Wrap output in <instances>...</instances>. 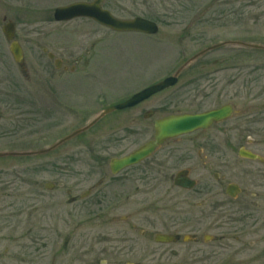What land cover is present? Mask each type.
Segmentation results:
<instances>
[{"label": "rangeland", "instance_id": "obj_1", "mask_svg": "<svg viewBox=\"0 0 264 264\" xmlns=\"http://www.w3.org/2000/svg\"><path fill=\"white\" fill-rule=\"evenodd\" d=\"M0 1L2 8L12 2ZM104 7L120 18L143 16L154 20L159 24V32L155 35L115 32L102 28L93 21L90 23V20H78L75 21L78 22L77 33L85 30L89 32L87 38H90L88 45L78 49V45L84 43L79 42L78 38L71 39V32H66L65 28H54L51 25L29 27L28 35L37 36V33L48 32L52 37H63V41L67 42L64 44L72 46L76 56L83 54L84 57L75 72L63 74L62 77L59 76L60 72L54 71V66L49 64L44 71L33 69L29 82L36 84L35 88L29 91L30 99L39 100L40 103L34 104L31 100L30 117L26 118L29 122L28 128L17 133L19 136L15 138L7 137L9 135L3 133L8 131L3 126L11 121L12 114L8 108L13 101L10 90L0 89V107L5 115V119L0 122V152L43 150L65 134L85 125L83 120L90 119L89 117L104 108L172 75L193 55L223 42L233 43L198 57L180 75L176 86L156 94L143 103L142 107H156L160 116L162 113L201 112L231 104L234 113L229 121L227 120L228 123L239 121L244 126V133L249 130L253 134L220 135L213 146L232 147L233 151H236L240 147L256 149L261 145L260 148L264 152V49L235 44L245 42L264 46V0H111L105 2ZM29 40H33L27 43L29 55L44 62L39 40L35 37H30ZM6 50V42L0 41V51ZM86 50L89 52L85 53ZM4 63L5 68L0 67V83L23 81L14 63L5 59ZM45 82L62 85V111L59 113L55 112V98L51 94L54 91L37 88L41 84L44 86ZM22 92L24 98H27V92ZM16 96L13 100L19 99L18 102L22 103L23 96ZM133 113H136V110L114 112L102 121L112 130ZM156 118L157 115L147 121L141 120L143 134L140 142L150 136L149 123ZM94 134L95 132H88L51 153L1 157L0 189L5 190L6 194L17 195L14 210L29 211L32 223L39 220L42 224L47 222L52 227L59 215L62 220L60 226L64 230L70 227L78 228L79 239L75 242L86 241V233L96 230L99 220L97 217L108 211L107 206L111 207L112 211L116 205L115 202H96L93 198H80L73 204L68 200L69 190H72V194L81 195L94 186L100 179L96 163L102 162V159L107 161L114 155L112 151L105 153V149L87 148ZM251 138L256 140V146L247 143ZM135 142L137 140H133L131 147L139 143L138 141L134 144ZM188 143L187 135L172 140L168 149L170 173L184 167L188 159L189 162L192 160L198 163V147L189 150ZM205 155L212 156L208 152ZM193 177L200 179L198 169L193 173ZM49 182L55 184L54 188H46ZM8 183L14 185L7 186ZM168 186L173 184H160L157 190H154V185L147 186L151 192L144 194L143 201H140L141 220L133 219L138 230L148 228L146 219L151 218L147 210L156 208V202L166 200H162L161 194ZM145 189L143 186V191ZM173 189L174 199L166 204H169V208L163 212V216L173 217L175 232H180L181 236L193 235L197 240L188 243L181 239L167 245L173 252V258L161 264H264V209L256 208L253 218H250L251 222L245 219L246 223L240 225L241 222L238 221L237 228L233 225L223 226L214 233L216 240L205 245L202 241L203 225L200 224V212L196 208V204H199V194L194 193L196 203L185 210L184 202L190 193L185 194L182 189L176 187ZM261 194L264 195V188ZM155 198L157 199L154 200ZM152 201L155 203L148 206ZM1 205L6 206L8 203ZM117 205L118 210L107 214L110 220L112 216H120L122 219L129 211V204ZM9 220L10 225L14 221H20L19 231L14 233L13 230H8L7 235L15 238L14 244L9 242L11 239L0 240L1 249L8 246L16 248L28 243L24 239L18 242L22 231L25 230L24 219L15 217ZM139 220L142 222L140 225ZM121 226L123 227L122 224L115 225L116 228ZM227 227L232 229H225ZM160 229L159 224L149 227L152 233ZM31 236H40L39 230H34ZM222 236L228 239L222 241L219 239ZM257 240L259 243L253 246ZM142 241L149 240L147 238Z\"/></svg>", "mask_w": 264, "mask_h": 264}, {"label": "flooded vegetation", "instance_id": "obj_2", "mask_svg": "<svg viewBox=\"0 0 264 264\" xmlns=\"http://www.w3.org/2000/svg\"><path fill=\"white\" fill-rule=\"evenodd\" d=\"M92 1L12 0L5 8H2V2L0 1V41L4 40L8 48L5 52L0 51V67L5 68L4 59L7 62L14 63L19 75L23 79V81L9 82L8 84L0 83V89L5 88L10 90L9 92H11L13 101L8 108L10 114H12L10 115L11 121L3 126V128L8 129V131H3L4 135H9L7 137L15 138L19 136L16 135L17 133H21L26 127L28 128L29 122L26 118L30 117L31 100L34 104L36 102L40 103L39 100L30 99L29 91L35 88L34 84H36L29 82L33 69L36 70L39 68L44 71L46 65L49 64L50 66H54V71L60 72L59 76L62 77L63 74L75 72L78 69L79 62L84 57L82 56L83 54L76 56L77 54L72 50V46L66 45L67 42L63 41V37L59 35L52 37L50 35L51 33L48 32L37 33V36H35L36 34L28 35L30 32L29 27L37 26L39 28L44 25H51L54 28H65L66 32H71V39L78 38L79 42L84 43L78 45V49L84 48L85 44H89L90 38H87L89 32L83 30L77 33L76 27H78V22L75 21L90 20V23L92 21L93 23L96 22L87 17L59 21L55 18V11L60 7H66L74 3H89ZM135 17H131V19ZM7 24L14 32L12 40L8 39L4 33V27ZM96 24L102 28H107L98 23ZM30 37H35L39 40V46L43 54L41 58H44V62L41 60L37 61L36 58L29 55L27 43L33 41L29 40ZM14 42L18 43L17 47H19L20 54L22 55L20 62L16 61L13 53L10 51V46ZM88 52L89 50L85 51V53ZM44 86L41 84L37 88L40 87L43 90L54 91L51 94L55 98V112H61L62 103L60 101L63 91L61 83L54 85L45 82ZM24 90L27 92V98H24L22 92ZM16 95L23 96L22 103L18 102L19 99L13 100ZM132 95L120 102L126 101ZM151 98L123 110L124 112L127 110H136V113L129 115L127 119L125 117L116 128L109 130L108 126L104 125L102 120L109 116L108 114L97 120L88 130L54 149L57 150L63 145L85 136L88 132H95L87 148L97 147L105 149V153L112 151L114 154L109 160L105 161V159H102V162L96 163V169L98 170L100 179H98L94 186L81 195L72 194V190L68 191L70 204L78 202L80 198H93L96 202L108 201V204L111 202L116 203L114 207L112 206V211L110 209L111 207L107 206L108 211H104L97 217L99 220L96 230H90L86 233V241L75 242L79 239V234L77 233L78 228L70 227L64 230L60 226L62 220L59 215L56 217L57 221L53 223V227L48 225L47 222L42 224L39 220L37 223H32L29 211L14 210L17 195L11 194V196L10 194H6L5 190L0 189V240L9 241L11 239L9 242L14 244L15 238L7 235V231L13 230L14 233L19 231L20 221L18 223L14 221L10 225L11 222L9 220L17 217V219H24L23 224L25 225V230L22 231L18 242L20 243L21 239L28 241L27 244L24 245L23 243L16 248H10L9 246L4 249L0 248V264H161L168 262L173 258V252L167 245L176 243L181 239L188 243H194L197 240L193 235L186 234L181 236L179 234L180 232H175L172 223L173 217L165 218L163 216L165 214L163 212L169 208V204H166L171 203L174 199L172 193L174 187L182 189L185 194L190 193L189 198L187 197L184 202L185 210L187 207H193L196 203L194 193L197 192L199 194V204H196V208L200 212V224L203 225L202 241L205 245L216 240L214 233L221 230L223 226L233 225L237 228L236 224L238 221L241 222L240 225L246 223L245 219L251 222L250 218H253L256 208L264 209V195L261 194L262 188H264V152L260 148L261 145H258L256 149L240 147L236 151H233L232 147L223 148L213 146L220 135L230 136L233 133V136L235 134L237 136H245L247 133L249 135L253 134L249 130L244 133L242 131L244 126L239 121L228 123L229 118L222 122L214 123L208 129L186 134L189 136L188 149L190 150L192 148L193 150V148L198 147L197 164L192 160L189 162L188 159L184 167L178 169L175 173H170L168 149L172 140L176 139L174 138L165 141L164 144L158 147L144 161L126 167L119 173L114 174L111 168V160L136 151L152 139L155 135L154 125L156 119L170 115L162 113L158 116L159 110L156 107L143 108L142 104ZM97 114L89 117L90 119L86 121L83 120V124L92 122ZM156 115L157 118L149 123L151 125L150 136L145 141L140 142L143 134L141 120L147 121ZM3 119H5V115L3 109L0 107V122ZM82 127L83 125L79 126L75 131ZM72 132L65 134L61 138L66 137ZM249 135L247 137H250ZM107 137L109 138L108 140ZM133 140H137L134 144L138 143V141L139 143L135 146L133 144V147H131ZM251 140L247 143L256 146V140L254 138H251ZM242 150L248 151L257 157L249 158L242 156L240 154ZM206 152L212 156H206ZM197 169L200 179L193 177V173ZM181 170L185 172L187 179H192L190 180L194 183L192 188L184 189L175 185V175ZM164 183L173 184L171 187L168 186L165 192L161 194L162 200H166L156 202V208L147 210V214L151 218V220L146 219V226L148 228L138 230V226L133 222V219L138 220L140 218L141 220L142 207L140 201H143L144 194L148 195L151 192L148 191L150 188H147V186L154 185V190H157V186ZM12 185L14 184H7V186ZM143 186L146 188L144 191ZM4 202H7L8 205H1ZM118 203L129 204V211L122 219L120 216H112V220H110L107 214L110 215L111 212L118 210ZM154 203L152 201L148 206ZM11 208L13 210H10ZM235 215H238L237 218H234ZM140 220L138 222L139 225L142 223ZM116 224H122L123 227L116 228ZM157 224L161 225V229L154 233L150 232L149 227ZM106 225L109 226L106 227ZM37 229L39 230L40 236H31L33 231ZM225 229L231 230L232 227ZM158 235L174 236V239L170 243H163L158 241ZM147 238L149 240L148 242L142 241ZM219 239L225 241L228 238L222 236ZM258 243L259 240L254 242L253 246ZM262 255H264V251Z\"/></svg>", "mask_w": 264, "mask_h": 264}, {"label": "water", "instance_id": "obj_3", "mask_svg": "<svg viewBox=\"0 0 264 264\" xmlns=\"http://www.w3.org/2000/svg\"><path fill=\"white\" fill-rule=\"evenodd\" d=\"M104 0H95L93 3H76L69 7H64L57 9L56 16L60 20H69L74 17L78 16H88L94 18L96 21L109 26L117 31H135V32H142L146 34H156L159 31L158 25L143 17H136L134 19H119L113 16L108 10L102 9V3ZM9 26H6L4 31L5 34L11 38L12 32H10ZM12 31V30H11ZM233 42H223L220 44H216L210 46L200 53L193 56L190 60H188L175 74L166 77L165 79L148 86L147 88L139 91L131 98L126 100L123 103L118 105L112 106L103 112H101L100 116H103L111 111L120 110L127 107L134 106L139 102L148 99L152 95L177 84L179 79V74L186 67L189 63L193 62L199 56L215 49L221 47L226 44H231ZM237 45H243L246 47L252 48H260L264 49L263 45L259 44H249L245 42H235ZM11 51L14 54L16 60H21V54L19 47L16 44H12ZM232 114V107L230 105L223 106L218 109L209 110L202 113H184V114H174L169 115L167 117L161 118L156 120L155 122V139L149 141L140 149L136 150L132 154L125 156L120 159H113L111 162L112 170L114 173L118 172L120 169H123L127 166L139 163L143 161L145 158L149 157L156 147L161 145L166 139L174 138L180 135H184L198 129H206L208 128L213 122L222 121ZM89 126L78 130L77 132L73 133L72 135L68 136L66 139L86 130ZM63 139L55 146L59 145L60 143L64 142ZM54 146V147H55ZM49 151L47 150H40V151H27V152H0V157L3 156H26V155H36L42 154ZM242 156H247L250 158H256L257 156L242 150L240 152ZM176 184L185 188H192L194 183L185 177V172L182 171L178 174L176 178ZM172 236H163L158 235V241L161 242H170L172 241Z\"/></svg>", "mask_w": 264, "mask_h": 264}]
</instances>
